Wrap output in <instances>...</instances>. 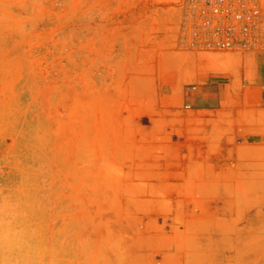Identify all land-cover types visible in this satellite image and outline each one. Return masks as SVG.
<instances>
[{"label":"rangeland","instance_id":"1","mask_svg":"<svg viewBox=\"0 0 264 264\" xmlns=\"http://www.w3.org/2000/svg\"><path fill=\"white\" fill-rule=\"evenodd\" d=\"M191 9L0 0V264H264V51Z\"/></svg>","mask_w":264,"mask_h":264},{"label":"built area","instance_id":"2","mask_svg":"<svg viewBox=\"0 0 264 264\" xmlns=\"http://www.w3.org/2000/svg\"><path fill=\"white\" fill-rule=\"evenodd\" d=\"M191 39L213 51H264V0H192Z\"/></svg>","mask_w":264,"mask_h":264},{"label":"crops","instance_id":"3","mask_svg":"<svg viewBox=\"0 0 264 264\" xmlns=\"http://www.w3.org/2000/svg\"><path fill=\"white\" fill-rule=\"evenodd\" d=\"M262 68L264 69V64H263V66H262ZM263 80H264V78H263ZM262 100H263V105H264V91H263V93H262Z\"/></svg>","mask_w":264,"mask_h":264}]
</instances>
